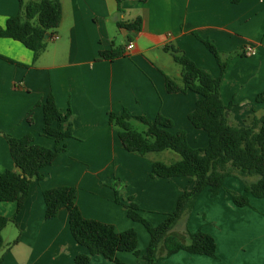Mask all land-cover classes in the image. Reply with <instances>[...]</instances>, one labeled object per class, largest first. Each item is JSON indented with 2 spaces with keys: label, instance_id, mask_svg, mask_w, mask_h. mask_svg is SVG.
<instances>
[{
  "label": "crops",
  "instance_id": "0c3cea01",
  "mask_svg": "<svg viewBox=\"0 0 264 264\" xmlns=\"http://www.w3.org/2000/svg\"><path fill=\"white\" fill-rule=\"evenodd\" d=\"M59 1L60 25L47 36L37 58L20 42L0 38V173L15 169L7 135L31 133L37 144L53 147L54 141L42 135L43 109L36 106L47 95L53 94L61 111L72 110L74 124L65 152L43 169V180L32 181L21 210L16 202L0 201V215L13 220L2 232L1 264H76V255L87 252L71 234L67 209L55 218L45 217L47 189L77 188L76 203L83 216L121 232L138 226L115 201V179L123 188L121 201L128 204L133 198L142 213H159L156 222L172 213L179 195L193 187L189 177H151L155 161L170 164L180 156L168 150L144 156L128 152L108 122L110 113L121 115L124 109L150 119L161 113L173 120L171 132H186L192 147L207 145V133L188 119L200 96L166 90L165 76L179 80L182 71L166 46H174L218 77L216 59L193 33L209 38L229 57L220 96L226 105L233 103L227 111L230 124L246 126L249 117L264 116V103L256 101L264 91V0H124L121 12L116 0ZM18 12L19 0H0V26ZM137 18L138 30L118 25ZM52 35L58 39H49ZM118 46L125 49L122 57H100L101 51ZM247 47L255 54L245 55ZM224 186L244 193L245 186L233 176ZM249 197L250 204L239 207L223 191L216 196L203 191L195 201L193 219L191 214L182 231H175L180 222L173 231L209 233L217 244L216 257L179 251L157 264H264V198ZM131 254L119 252L121 263L96 255L88 264H145L144 252L139 257Z\"/></svg>",
  "mask_w": 264,
  "mask_h": 264
},
{
  "label": "trees",
  "instance_id": "16d2710c",
  "mask_svg": "<svg viewBox=\"0 0 264 264\" xmlns=\"http://www.w3.org/2000/svg\"><path fill=\"white\" fill-rule=\"evenodd\" d=\"M123 1L116 0L120 12ZM61 19L62 6L59 0H19V12L10 16L4 27L0 26V38L20 42L37 58L46 48L47 36L58 28ZM140 23V18H137L132 23L119 22L118 25L128 30H138ZM193 34L216 59L220 68L219 76L215 77L174 46H166L164 50L170 53L182 71L179 80L166 75L165 85L168 93L190 91L200 96L188 119L195 128L207 133L208 143L205 147H192L185 131L171 132L173 120L161 113L150 119L133 115L124 109L121 115L110 113L108 116L109 124L117 129L126 151L144 156L168 150L180 156L178 161L170 164L155 161L151 177H189L195 182L191 189L179 195L175 210L158 226H153L142 216L133 198H129L128 204L123 203L120 199L123 188L119 187L117 179L112 183L115 201L127 209L130 219L142 223L150 234L144 255L145 264H156L162 257L179 251L216 257L217 244L209 233L201 229L195 232L187 230L185 235L173 231L177 223L190 214L203 191L209 190L213 196L220 191L226 192L233 204L239 207L250 204V195L264 198V116L249 117L246 126L230 124L227 111L233 107V103L226 105L220 96V85L229 57H224L209 38L197 32ZM124 54L125 49L118 46L101 51L100 57L112 61ZM256 101L264 103V91L256 96ZM39 105L44 114L42 135L54 141L52 148L37 144L31 133L19 138L6 136L15 169L0 173V201L16 202L18 211L30 194L32 181L45 178L43 169L65 152L66 140L72 138L74 133L72 110L68 108L66 112L61 111L53 94L47 95L43 102L36 103V106ZM28 120L32 123L31 117ZM134 122L143 124L145 130H136ZM229 176L244 179V193L225 188L224 182ZM251 177L255 180H248ZM76 197L77 188L73 186H58L43 192L45 217L55 218L61 209H67L71 234L75 242L87 250L76 255V264H88L96 255L121 263L117 257L119 252H131L139 256L135 230L118 232L111 224L85 218L76 203ZM10 222L13 220L0 215V251L5 246L2 232Z\"/></svg>",
  "mask_w": 264,
  "mask_h": 264
},
{
  "label": "rangeland",
  "instance_id": "374dc122",
  "mask_svg": "<svg viewBox=\"0 0 264 264\" xmlns=\"http://www.w3.org/2000/svg\"><path fill=\"white\" fill-rule=\"evenodd\" d=\"M133 124H134V128L136 130H138L139 132H143L145 130V126L143 124H141L139 122H134ZM233 177H235V176H233ZM235 178L237 180H239L242 183V185L245 186V181H244L243 178H241V177H235ZM248 180L253 181V180H255V178L251 177V178H248ZM113 183H114V181H113ZM229 190H231V189H229ZM232 191H234V190H232ZM224 193H226V192H224ZM226 194H228V193H226ZM189 213L190 214L187 217H183L179 221L180 223H179V225H177L175 231H178V232L182 231L181 228L184 226L185 222L188 220V218H189V216L191 214H192V219H193V217L195 215V213L193 212V209ZM141 214L153 226H158L159 224H161L165 220V219L163 221L161 220L162 221V222L160 221L161 223L160 222H156L157 216L159 215V213H156V212L148 211V212H143V213L141 212ZM136 224H137L136 226H138L137 229H134V228L133 229L136 231L137 236H138V251H139V255L141 254V252H144V255H145L147 246H148L149 241H150V235L148 233V230L145 228V226L142 223L137 222ZM128 254H130V253H128ZM144 255H143V261L145 263ZM132 256L136 257L137 255L134 254ZM137 257H139V256H137Z\"/></svg>",
  "mask_w": 264,
  "mask_h": 264
},
{
  "label": "built area",
  "instance_id": "2783aa9c",
  "mask_svg": "<svg viewBox=\"0 0 264 264\" xmlns=\"http://www.w3.org/2000/svg\"><path fill=\"white\" fill-rule=\"evenodd\" d=\"M49 39L56 40V39H58V36L52 35V36H49ZM133 46H134L133 43H129L127 48L128 49H132ZM254 54H255V50L252 47H247L246 48L245 55L250 56V55H254Z\"/></svg>",
  "mask_w": 264,
  "mask_h": 264
}]
</instances>
